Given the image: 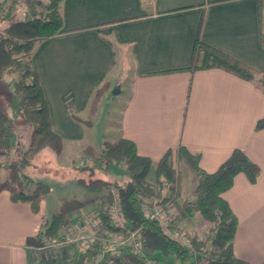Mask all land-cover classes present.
<instances>
[{"label":"crops","instance_id":"crops-1","mask_svg":"<svg viewBox=\"0 0 264 264\" xmlns=\"http://www.w3.org/2000/svg\"><path fill=\"white\" fill-rule=\"evenodd\" d=\"M260 7L264 0H62V30L38 41L31 53L52 127L64 140L84 138L87 126L74 115L89 116L97 89L107 83L100 106L119 87L125 96L117 137L133 140L138 153L151 158L149 181L163 155L180 145L199 153L208 172L234 148L244 150L260 175L251 182L237 174L223 196L238 218L234 253L250 264L264 263V128L256 129L264 117V86L222 68H187L200 38L264 71ZM76 144L79 157H92ZM110 164L96 166L97 174L112 180L102 172ZM12 187L0 185V264H57L72 255L75 245L37 252L38 233L54 213L50 200L46 195L34 212L29 203L11 200ZM112 187L90 190L80 199L87 200L83 209L103 212ZM181 217L182 226L197 230L199 215Z\"/></svg>","mask_w":264,"mask_h":264},{"label":"trees","instance_id":"trees-1","mask_svg":"<svg viewBox=\"0 0 264 264\" xmlns=\"http://www.w3.org/2000/svg\"><path fill=\"white\" fill-rule=\"evenodd\" d=\"M23 0H4L0 3V24L5 23L4 34H0V85L8 89L4 75L12 74V92L15 97L14 115L10 114L0 104V172L8 171L9 179L14 184L10 190L11 200L29 203L34 212H39L41 202L50 192V185L35 179L27 172L35 154L45 148L60 155L63 151V138L52 127L48 102L40 84L39 75L31 60V53L36 43L57 34L63 28L62 16L59 8L62 0H27L31 16L28 19H17L16 14ZM37 6L42 7L37 12ZM260 21L264 29V9L260 7ZM264 44V32L262 31ZM222 68L243 79L257 80L264 86L263 74L246 62L235 56L205 43L197 38L192 64L187 68L197 69ZM107 86L103 84L97 89L87 118L74 115L78 121L90 124L91 115L97 108L98 101ZM20 120L31 128L29 143L20 152H14L16 122ZM264 128V117L256 123V129ZM17 150V149H16ZM87 155L95 161L110 164L113 161L125 163L130 174L125 183L100 177L97 167L86 166L88 178L79 176L78 181L89 188L110 187L118 189L120 205L126 218L123 231L129 233L139 230L144 244L146 258L151 264H171L170 257L177 259V264H250L240 259L234 253V239L238 227V218L232 210L224 192L234 184L237 174L244 173L251 182H255L260 175V167L239 147L232 150L230 155L215 171L208 172L200 164V154L192 152L186 146L180 145L173 151L169 149L159 160L153 181L147 179L152 160L148 156L138 153L133 140L121 137L115 142H107L100 152L91 147L84 149ZM186 166L192 173L193 188L191 195L183 199L184 216L199 215L209 225V232L201 237L196 230L181 224V212L171 216L169 227L180 231L190 240L185 244L168 235L159 221L147 218L142 211L143 203L154 207L169 209L184 193L183 177L178 166ZM164 176L168 184V192L163 194ZM194 197L191 200V197ZM87 200L77 198L67 199L51 215L48 223L40 229L38 238L50 240L59 236V229L65 223V218L76 208L83 207ZM107 228L116 230L110 222L109 215L103 211ZM60 238V236H59ZM102 241L90 250L82 253L78 249L67 259L57 264H150L145 258L134 255L130 245L121 249L120 256H111L96 261L99 250L104 246ZM264 264V263H263Z\"/></svg>","mask_w":264,"mask_h":264},{"label":"rangeland","instance_id":"rangeland-1","mask_svg":"<svg viewBox=\"0 0 264 264\" xmlns=\"http://www.w3.org/2000/svg\"><path fill=\"white\" fill-rule=\"evenodd\" d=\"M4 0H0V3ZM27 0H23L22 4L20 5L19 10L17 11L16 18L17 19H28L32 15L29 4L25 3ZM40 2H47V0H38ZM42 7L37 6V12H40ZM6 24H0V34H4ZM12 74L7 73L4 75V80L8 84V89L4 86L0 85V104L1 107L8 111L10 114L15 104V97L12 92ZM119 88L118 86H114L111 93H109V97L102 100L99 110L98 108L95 112L91 115V123H84L87 127L86 134L83 139H80L78 142H82L84 147H91L93 150H100L104 147L105 143L107 142H115L119 138L118 129L120 123V115H121V107L123 105V100L125 94L121 95L120 91L115 92L116 89ZM98 111V112H97ZM98 113V114H97ZM16 132L17 136L15 141L14 152L22 151L25 146L29 143L30 136H31V128L26 125L25 123L18 120L16 122ZM76 140H67L63 139V151L60 155L55 154L51 149L45 148L35 154L32 158V164L27 167V172L29 175L35 179H39L44 181L45 183L49 184L51 189L50 192L47 194L48 199L50 200V207L52 208V212H56L59 206L67 199L78 198L83 199L86 197V194H89L90 190H94L93 188H89L83 186L82 184L78 183V177L84 176L88 178V171L83 172V168L86 166H103V161H95L92 160L93 157L86 158V157H79L81 152L77 147L78 143ZM17 149V150H16ZM87 155V154H85ZM90 156V155H89ZM4 159L3 156L0 155V161ZM114 164H110L108 169H102L104 174L111 178L113 181H117L120 184L125 183L127 179H129L130 174L127 171V167L125 163H121L120 165H124L123 168L119 164L117 165L116 161H113ZM180 169L181 175L183 177V188L184 186L188 187L186 191H184L182 197H179L169 209H165L169 215L174 216L178 212H181L183 215L185 213L183 209V199L188 196V194L192 191L193 182H192V173H188V168L184 165L178 166ZM10 183L12 186L14 185L8 175V171L3 169L0 172V185ZM169 184V181H168ZM53 188V189H52ZM113 188V187H112ZM117 188V187H116ZM54 190V191H53ZM112 192V190H110ZM190 195V194H189ZM106 199V198H105ZM109 197L104 201L102 209L109 214V206L111 202H109ZM84 207V206H83ZM76 208L79 213L73 214L75 210L70 212L69 216L65 218V223L59 229V236L57 238H53L50 240H43L41 237L36 239V245L39 249L37 252L42 254L44 251L52 250L53 248H58L60 246L65 247L66 245L70 244H56L58 243L61 236L65 233V231L72 225L75 218H79L81 215L82 210L90 211H100L97 208ZM100 208V206H99ZM80 209V210H79ZM184 216V215H183ZM110 217V215H109ZM46 219L49 220L50 216H46ZM106 222V221H104ZM48 223V222H47ZM105 224V223H104ZM105 239L100 242L104 245V247L108 246L109 243H113L115 241V234L111 229L109 230L105 224ZM196 232L199 233L201 237H204L209 232V225L207 222L203 221L200 218L198 227ZM125 240L123 245H130L129 243L130 238L128 233H123ZM44 247V248H42ZM110 254V253H109ZM147 254V253H146ZM148 262V260H145ZM177 259H173L171 264H175Z\"/></svg>","mask_w":264,"mask_h":264},{"label":"built area","instance_id":"built-area-1","mask_svg":"<svg viewBox=\"0 0 264 264\" xmlns=\"http://www.w3.org/2000/svg\"><path fill=\"white\" fill-rule=\"evenodd\" d=\"M161 181L163 183L162 192L163 194L168 192V181L164 176H161ZM113 199L111 201V205L109 206V214L111 225L116 230H111L114 232L115 241L108 246L102 247L99 250V255L96 257V261L102 260L104 258L111 256H120L122 254L121 249L123 248V243L125 240L124 237V227L126 226V218L122 211L120 205V196L118 193V189L114 186L112 189ZM142 211L147 218L156 219L159 221L163 230L170 236L180 240L185 244H189L190 240L187 236L181 233L178 230L172 229L169 227V221H171V215L168 212L159 207L154 206L151 207L147 205V203H143ZM104 216L102 211H85L82 210L81 215L77 220H74L72 225L65 231V233L61 236L58 243L56 244H70L77 246L79 252H86L92 249L98 241H103L105 238V233L107 232L104 228ZM109 229V228H108ZM110 230V229H109ZM128 236L130 238V247L134 253V255L138 258H145L148 260L147 263L151 264V260L146 258V251L144 249V244L139 234V230L129 231ZM110 253V254H109ZM112 259L109 258L107 264H111Z\"/></svg>","mask_w":264,"mask_h":264},{"label":"water","instance_id":"water-1","mask_svg":"<svg viewBox=\"0 0 264 264\" xmlns=\"http://www.w3.org/2000/svg\"><path fill=\"white\" fill-rule=\"evenodd\" d=\"M115 92H119V88H117Z\"/></svg>","mask_w":264,"mask_h":264}]
</instances>
